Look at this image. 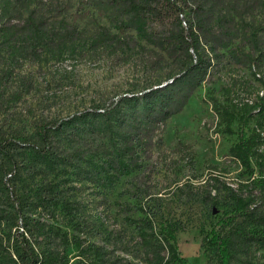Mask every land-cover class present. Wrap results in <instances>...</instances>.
Returning a JSON list of instances; mask_svg holds the SVG:
<instances>
[{
  "label": "rangeland",
  "instance_id": "374dc122",
  "mask_svg": "<svg viewBox=\"0 0 264 264\" xmlns=\"http://www.w3.org/2000/svg\"><path fill=\"white\" fill-rule=\"evenodd\" d=\"M64 1L67 8L57 19L78 29L72 38L54 34L61 30L55 24L52 36L32 39L13 56L0 46V140L20 133L40 145L39 123L62 119L65 125L64 132L54 135L53 155L19 147L21 173L11 179L0 161V213L7 219L12 199L24 192L32 202L28 215L38 239L48 249L66 252L69 264H94L93 244L107 250L111 264H148L151 248L135 220L144 215L140 202L151 197L178 229L179 264H216L215 253L202 248V239L231 213L229 188L259 191L229 154L237 134L216 132L212 98L255 100L264 93V66L232 64L228 54L217 58L207 80L161 127V141L151 155L140 152L127 173L116 174L111 164L115 135L109 125L97 119L82 122L74 115L114 97H141L159 83L166 85L180 73L181 63L156 45L137 15L96 9L86 0ZM235 2H251L256 18H264V0ZM223 3L212 7L215 15L231 14L232 7ZM9 235L2 226L4 247ZM73 238L83 242L82 252ZM251 257L253 264L264 261V249L253 247Z\"/></svg>",
  "mask_w": 264,
  "mask_h": 264
},
{
  "label": "trees",
  "instance_id": "16d2710c",
  "mask_svg": "<svg viewBox=\"0 0 264 264\" xmlns=\"http://www.w3.org/2000/svg\"><path fill=\"white\" fill-rule=\"evenodd\" d=\"M86 1L96 9L111 8L118 13L125 10L137 15L149 26L156 45L169 58L181 63L180 73L166 85L159 83L145 90L141 97H114L104 105H91L74 115L82 122L97 119L109 125L111 135H115L112 140L116 157L111 164L116 174L127 173L140 152L151 155L152 148L161 141V127L181 111L194 90L207 80L217 58L228 54L232 64L264 66V18H256L251 2L220 0L232 8L231 14L219 16L212 9L219 0ZM66 4L64 0H0L2 50L13 56L32 39L39 41L52 36L50 28L55 24L61 30L54 34L66 40L72 38L78 29L64 18L57 19L66 10ZM261 80L264 91V75ZM212 105L217 116L216 132L237 134L229 154L253 177L259 195L230 187L234 207L204 234L202 248L215 253L216 264H253V247L264 249V93L255 100L245 101L222 102L212 98ZM234 123L238 124L237 129ZM64 131L61 119L37 125L40 145L32 144L20 133L3 137L0 161L7 168L4 176L9 174L11 179L21 173L17 158L19 147H33L41 156L53 155L54 135ZM12 200L15 202L9 217L6 219L0 213V230L3 226L10 232L7 247L0 239V264H69L66 252L48 249L38 239L28 215L32 207L29 197L21 192ZM150 200L151 197L140 202L138 209L144 215L135 220L145 246L151 248L145 260L148 264H179L183 258L179 257L175 245L178 229L164 217L159 205ZM65 238L68 241L67 235ZM73 242L80 252L84 250L81 240L73 238ZM92 246L94 264H111L103 246ZM254 264H264V261Z\"/></svg>",
  "mask_w": 264,
  "mask_h": 264
}]
</instances>
